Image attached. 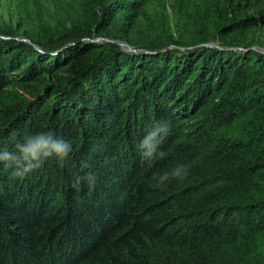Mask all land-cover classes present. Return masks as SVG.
Listing matches in <instances>:
<instances>
[{
    "label": "trees",
    "instance_id": "1",
    "mask_svg": "<svg viewBox=\"0 0 264 264\" xmlns=\"http://www.w3.org/2000/svg\"><path fill=\"white\" fill-rule=\"evenodd\" d=\"M7 1L0 148L72 150L0 163V264H264V0Z\"/></svg>",
    "mask_w": 264,
    "mask_h": 264
},
{
    "label": "clouds",
    "instance_id": "2",
    "mask_svg": "<svg viewBox=\"0 0 264 264\" xmlns=\"http://www.w3.org/2000/svg\"><path fill=\"white\" fill-rule=\"evenodd\" d=\"M166 131V125L159 121L155 122L154 127L147 132L140 143V148L143 149V159L151 161L154 158V154L157 152V145L160 142L158 137L161 132ZM71 150L70 142L57 137L51 131L37 132L25 136L22 143H16L15 151L0 148V163L13 169V177L23 179L27 174L41 168L45 161L51 157H56L57 162L63 164ZM160 155H163V153ZM86 166V164L81 165L82 168ZM187 174L188 167L183 164H178L170 173H153L152 178L157 183L162 184L171 179L183 180ZM83 179L88 181L90 187L94 186V175L88 174Z\"/></svg>",
    "mask_w": 264,
    "mask_h": 264
},
{
    "label": "rangeland",
    "instance_id": "3",
    "mask_svg": "<svg viewBox=\"0 0 264 264\" xmlns=\"http://www.w3.org/2000/svg\"><path fill=\"white\" fill-rule=\"evenodd\" d=\"M12 15L11 11L8 8L7 0H0V20L6 26H13L10 16Z\"/></svg>",
    "mask_w": 264,
    "mask_h": 264
},
{
    "label": "water",
    "instance_id": "4",
    "mask_svg": "<svg viewBox=\"0 0 264 264\" xmlns=\"http://www.w3.org/2000/svg\"><path fill=\"white\" fill-rule=\"evenodd\" d=\"M128 47H129V45H128Z\"/></svg>",
    "mask_w": 264,
    "mask_h": 264
}]
</instances>
